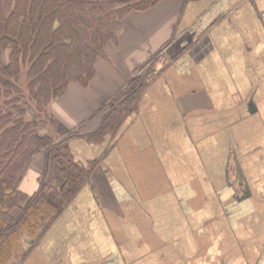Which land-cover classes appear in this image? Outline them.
<instances>
[{
    "label": "crops",
    "instance_id": "crops-1",
    "mask_svg": "<svg viewBox=\"0 0 264 264\" xmlns=\"http://www.w3.org/2000/svg\"><path fill=\"white\" fill-rule=\"evenodd\" d=\"M155 54L116 135L67 139L76 160L96 161L90 177L44 232L19 230L7 264H264V0H161L128 13L89 86L68 85L38 133L93 130ZM45 158L31 160L22 193L37 191Z\"/></svg>",
    "mask_w": 264,
    "mask_h": 264
},
{
    "label": "trees",
    "instance_id": "trees-1",
    "mask_svg": "<svg viewBox=\"0 0 264 264\" xmlns=\"http://www.w3.org/2000/svg\"><path fill=\"white\" fill-rule=\"evenodd\" d=\"M160 1L0 0V264L11 259L19 230L30 239L44 232L89 179L96 161L76 160L67 139L85 134L97 144L116 135L148 85L136 74L157 54L100 107L91 131H84L83 122L59 140L40 135L38 123L51 121L49 104L70 84L88 87L96 61L105 56L108 44L118 42L123 18ZM23 98L34 107L35 117H27ZM41 152L44 172L37 191L26 195L19 183Z\"/></svg>",
    "mask_w": 264,
    "mask_h": 264
},
{
    "label": "rangeland",
    "instance_id": "rangeland-1",
    "mask_svg": "<svg viewBox=\"0 0 264 264\" xmlns=\"http://www.w3.org/2000/svg\"><path fill=\"white\" fill-rule=\"evenodd\" d=\"M158 58L159 57H156L152 62H150V63H148L147 65H145L144 67H142V69H140L139 71H138V73L136 74V76H140L141 78H142V80H144V81H146V80H149L148 79V75L149 74H151L153 71H155V66H157V63L159 62V60H158ZM148 84H149V81H148ZM147 88V87H146ZM145 88V89H146ZM145 91V90H144ZM143 91V92H144ZM141 96H142V94H141ZM141 96H140V98H141ZM27 98H23V101L24 102H26L25 103V107H26V110H27V117L28 118H32V117H35V110H34V107L32 106V104L31 103H29V101L28 100H26ZM139 101H140V99H139ZM139 101H138V104H139ZM137 107H138V105H137ZM49 124V122L48 123H46V125H48ZM42 126H45V125H43V124H41V123H38V127L39 128H42ZM88 131H90L89 129H88ZM85 139H86V137H85ZM87 140V139H86ZM87 142H89V143H91V144H94V143H92V142H90V141H88L87 140ZM97 144H100V142L99 143H97Z\"/></svg>",
    "mask_w": 264,
    "mask_h": 264
}]
</instances>
